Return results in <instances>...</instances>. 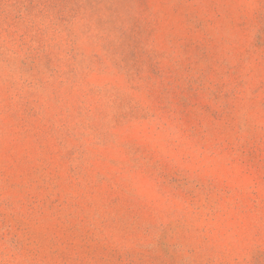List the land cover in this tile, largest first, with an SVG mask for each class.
Listing matches in <instances>:
<instances>
[{"label": "rangeland", "instance_id": "obj_1", "mask_svg": "<svg viewBox=\"0 0 264 264\" xmlns=\"http://www.w3.org/2000/svg\"><path fill=\"white\" fill-rule=\"evenodd\" d=\"M0 264H264V0H0Z\"/></svg>", "mask_w": 264, "mask_h": 264}]
</instances>
